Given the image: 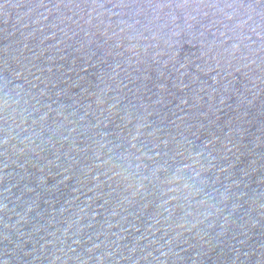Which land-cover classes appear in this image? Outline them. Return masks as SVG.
I'll return each instance as SVG.
<instances>
[{"label":"water","instance_id":"obj_1","mask_svg":"<svg viewBox=\"0 0 264 264\" xmlns=\"http://www.w3.org/2000/svg\"><path fill=\"white\" fill-rule=\"evenodd\" d=\"M99 3L0 0V264H111L214 9Z\"/></svg>","mask_w":264,"mask_h":264},{"label":"snow or ice","instance_id":"obj_2","mask_svg":"<svg viewBox=\"0 0 264 264\" xmlns=\"http://www.w3.org/2000/svg\"><path fill=\"white\" fill-rule=\"evenodd\" d=\"M6 2V0H4ZM82 4L85 6H95L103 7L99 0H81ZM221 0H117L116 7L121 8H149V9H191L193 7L200 8L201 6L207 8H217L220 7ZM255 5H264V0H255V4L247 3L245 4L243 0H232V2H225L224 7L233 8H253ZM81 6L80 4L77 5ZM245 23V22H243Z\"/></svg>","mask_w":264,"mask_h":264}]
</instances>
